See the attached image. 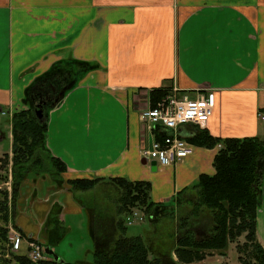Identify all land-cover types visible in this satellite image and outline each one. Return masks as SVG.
<instances>
[{
    "label": "crops",
    "instance_id": "obj_1",
    "mask_svg": "<svg viewBox=\"0 0 264 264\" xmlns=\"http://www.w3.org/2000/svg\"><path fill=\"white\" fill-rule=\"evenodd\" d=\"M69 59L98 68L47 113L46 148L66 170L59 182L49 174L24 180L14 217L27 237L54 252L70 229L65 215H86L92 254L96 249L92 214L98 208L79 192L112 184V177L147 181L152 223L179 204L200 174L214 173L218 145L193 144L188 156L169 165L153 166L143 157L142 149L166 132L140 121L152 106V90L175 88L190 97L214 92L215 106L202 127L177 126L186 140L198 127L214 137L264 139L258 116L264 114V0H0V111L8 117L10 143V114L27 107L29 86L53 63ZM75 178L99 181L78 190L67 182ZM261 181L256 235L264 247V170ZM108 210L116 223V210ZM230 246L235 243L225 255L211 250L185 264H231Z\"/></svg>",
    "mask_w": 264,
    "mask_h": 264
},
{
    "label": "trees",
    "instance_id": "obj_2",
    "mask_svg": "<svg viewBox=\"0 0 264 264\" xmlns=\"http://www.w3.org/2000/svg\"><path fill=\"white\" fill-rule=\"evenodd\" d=\"M96 68L97 63L91 61L69 59L53 63L27 89L24 97L27 107L10 114L11 155L6 152L0 156V264H185L202 260L211 250L225 255L230 243H235L241 264H264V247L256 235L264 139L256 136L214 137L199 127L187 140L209 148L219 146L213 158L214 173L200 174L187 188L194 192L195 199L189 200V210L179 219L170 251L162 253L141 236L125 234V217L131 209L141 208L145 216L150 217L155 203L149 196V182L130 181L124 177L109 179L120 190L116 200L118 233L110 250L94 249L92 261L67 262L52 257L32 261L27 252L11 249L8 223L11 222V226L23 234L14 223L22 182L42 174H49L59 182L60 174L66 170L65 164L52 157L46 148L47 113L85 73ZM63 88L67 89L60 94L55 105H51L52 98L44 100V104L38 99L45 92L49 97H56ZM166 92L152 90V106ZM37 109H42L43 121L35 116ZM98 181L99 178H75L67 182L74 189L87 190ZM241 236L243 241L239 242ZM172 253L176 260H173Z\"/></svg>",
    "mask_w": 264,
    "mask_h": 264
},
{
    "label": "rangeland",
    "instance_id": "obj_3",
    "mask_svg": "<svg viewBox=\"0 0 264 264\" xmlns=\"http://www.w3.org/2000/svg\"><path fill=\"white\" fill-rule=\"evenodd\" d=\"M8 117L3 116L0 112V156L9 152L11 155V143L9 138V126ZM30 179V178H28ZM27 180V179H26ZM9 187V186H8ZM84 193L83 198L86 199V203L90 205L95 204L98 208L96 213L92 214L93 218V234L99 241L95 244L96 249L110 250L115 237L117 236V225L114 223V216L110 213L109 208L116 210V200L120 194L119 188L115 184H107L98 186L95 189L87 190ZM82 195V194H80ZM194 200V192L189 190L185 197L181 196L176 206L172 210H168L162 215H157V221L150 223L147 216L142 221L134 222L133 224H126V235H139L144 241L149 243L153 249H158L162 253L170 251L174 243V234L177 231L179 219L189 210L191 204L189 200ZM90 201V202H89ZM188 201V202H187ZM101 207V209H99ZM137 210L144 213L141 208L134 207L131 211ZM86 215H65L64 223L70 228L60 241L54 246L56 254L62 258L63 261L73 262L76 260L92 261L93 259V241L89 237L85 227ZM116 220V217H115ZM9 239L10 236H14V239L19 240V248L14 251L20 253H29L26 249L27 242L30 240H37L35 238L27 237L24 233L21 235L15 228L11 226V222L8 223ZM117 231V232H116ZM239 242L243 241V237L238 238ZM11 242V240H10ZM38 242L42 244L39 240ZM12 243V242H11ZM43 250L45 245H42ZM11 249L12 246H11ZM91 250V251H90ZM46 258L50 256L44 251ZM173 254V253H172ZM171 254V255H172ZM229 261L231 264H240L237 261V252L235 246L227 251ZM175 256V255H174ZM173 258V257H172ZM174 260V259H173ZM176 260V259H175Z\"/></svg>",
    "mask_w": 264,
    "mask_h": 264
},
{
    "label": "built area",
    "instance_id": "obj_4",
    "mask_svg": "<svg viewBox=\"0 0 264 264\" xmlns=\"http://www.w3.org/2000/svg\"><path fill=\"white\" fill-rule=\"evenodd\" d=\"M215 106V94L212 90H205L195 97L187 94L177 95L175 88L171 89L151 106L140 113V121L151 130L154 125H162L166 132L160 139H155L150 146L142 149L144 158L154 160L160 165L176 163L188 156L193 149V144L182 138L177 133V126L193 123L202 127L212 114ZM5 114L4 111H0ZM259 118L264 120V114L259 113ZM145 214L137 210L130 211L126 217V224L130 225L142 221ZM12 250L19 248V240L10 236ZM28 257L32 261L46 259L42 244L38 240L27 242Z\"/></svg>",
    "mask_w": 264,
    "mask_h": 264
},
{
    "label": "water",
    "instance_id": "obj_5",
    "mask_svg": "<svg viewBox=\"0 0 264 264\" xmlns=\"http://www.w3.org/2000/svg\"><path fill=\"white\" fill-rule=\"evenodd\" d=\"M66 89H67V88H63V89L61 90L60 94L63 95V94L65 93ZM57 101H58V98L55 99V100L52 102L51 105H55V104L57 103ZM35 116L39 119V121H43V120L45 119L42 109H37V110H35ZM146 162H147L146 160H143V163H146ZM150 164L154 166V165L156 164V162H155L154 160H152V161L150 162ZM44 251H45V253H46L47 255H49L50 257L54 258L55 260L63 261V260H62V259L56 254V252H54V251H52V250L50 249L49 246H45Z\"/></svg>",
    "mask_w": 264,
    "mask_h": 264
},
{
    "label": "flooded vegetation",
    "instance_id": "obj_6",
    "mask_svg": "<svg viewBox=\"0 0 264 264\" xmlns=\"http://www.w3.org/2000/svg\"><path fill=\"white\" fill-rule=\"evenodd\" d=\"M42 85H43V83H42ZM61 92V91H60ZM48 93L47 92H45V93H43V94H40L39 96H38V99L39 100H41L43 103L42 104H44L45 103V101L44 100H48L49 98H52V99H57L59 96H60V93H58V95L56 96V97H53V96H55V95H53V96H48L47 95Z\"/></svg>",
    "mask_w": 264,
    "mask_h": 264
}]
</instances>
